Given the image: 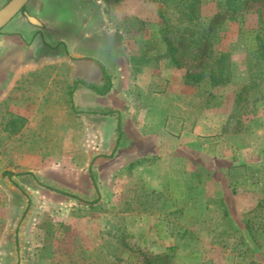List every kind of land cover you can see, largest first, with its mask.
<instances>
[{"label": "rangeland", "instance_id": "obj_1", "mask_svg": "<svg viewBox=\"0 0 264 264\" xmlns=\"http://www.w3.org/2000/svg\"><path fill=\"white\" fill-rule=\"evenodd\" d=\"M162 8L170 9L159 0H30L25 11L43 26L23 13L12 19L28 26L18 33L27 45L42 41L31 65L51 74L46 86L0 96V264H264V0L237 13L202 0L196 29L165 21ZM220 52L230 53L226 85L184 83ZM86 63L101 91V66L108 74L113 106L104 112L122 128L146 113L140 81L152 68L154 116L161 126L184 121L185 131L134 160L121 153L132 139L122 136L115 151L90 130L99 94L78 76ZM15 117L25 120L18 134L6 131Z\"/></svg>", "mask_w": 264, "mask_h": 264}, {"label": "crops", "instance_id": "obj_2", "mask_svg": "<svg viewBox=\"0 0 264 264\" xmlns=\"http://www.w3.org/2000/svg\"><path fill=\"white\" fill-rule=\"evenodd\" d=\"M28 24L33 25L29 21ZM27 27L26 23L22 20H11L2 29L3 32L5 31V35L0 38V96L6 89L9 91L13 89L14 91L26 90L29 85H32L33 81L39 83V85H47V75L51 74V72L48 73L46 68L31 65L39 50L42 49V41L40 42L36 39L33 45L29 46L23 40V37L18 34L21 31L20 29H23L25 32H29ZM60 35L63 37L64 34ZM62 37L60 38L63 39ZM83 65L84 68H81L78 71V76H84L82 78L87 85H95L96 83L93 82V79L91 78H93V75L96 74V68L94 66H90L88 63ZM73 73L75 74V72ZM62 74V70H55V75L58 76L55 83L56 86L63 83V79L61 80L60 78V75ZM143 74L145 77L140 81V84L142 85L141 88L143 90L141 102L145 103L142 105V110H145L146 113L141 115L139 122H135L133 116L128 117L123 128V137L132 139L133 141L130 142L127 147H124L121 153L129 155L131 160L143 157L149 153H154L162 143H168L170 139L175 140V136L180 135V133L183 130L185 131L186 128V123L184 121L173 118L166 121L162 126L159 124V118L154 116V112L158 113L156 107V101L158 100L157 96L153 94V90H155L160 78L156 73H154L152 68H147ZM38 75L40 76V79L31 77ZM41 76H43V78ZM75 79L76 78H74V80ZM76 80H78V78ZM165 86L166 88L168 87L167 91H173L176 87L172 83L165 84ZM85 88L90 90L86 87V85ZM44 96L45 93L41 98ZM112 97L113 96L110 94V91L104 96L98 95L93 98L92 105H90L91 107L89 110L96 113L95 115L93 114L94 117L90 122L92 125L90 130L93 132H104L105 135H107V139L110 141L109 144H112L113 141L116 142L117 124L119 118V115L118 118L115 119L110 116L111 113L108 112L105 114L104 112L107 107L113 106L111 102ZM179 99L186 101L185 96H181V98L175 97V100ZM89 100L91 99L89 98ZM99 113H103L104 115L99 117V115H97ZM19 115L24 117L22 114ZM36 120L37 119L30 118L27 123L35 122ZM109 146L111 147V145Z\"/></svg>", "mask_w": 264, "mask_h": 264}, {"label": "trees", "instance_id": "obj_3", "mask_svg": "<svg viewBox=\"0 0 264 264\" xmlns=\"http://www.w3.org/2000/svg\"><path fill=\"white\" fill-rule=\"evenodd\" d=\"M162 1L165 6L170 9L162 8L159 11V15L166 21L169 17H173L174 20L181 24H187L195 27L200 20V15L198 13V6L202 0H159ZM259 2L261 0H224L225 7L231 13H237L241 11L244 5L249 2ZM25 11V8L24 10ZM168 17V18H167ZM206 29L199 27L197 30H193L194 39L197 44L202 42L204 33ZM258 39L260 42L261 54L264 56V36L258 34ZM168 50L167 53L172 58L173 62L178 65L177 60L174 55L176 53V48L172 45L170 40L167 39ZM104 78L108 81V86L104 91L97 89L93 85H86L87 88L97 92L99 95H106L111 89V82L108 74L106 73L103 66H101ZM230 53L220 52L211 57L209 62H207L200 72L192 73L186 71L184 75V83L186 85L194 86L203 81H207L212 86L226 85L230 81ZM25 126V120L23 118L15 117L11 118L6 123V131L12 134H18ZM123 136L122 120L119 116L117 124V139L115 142V151L118 148L121 137ZM91 178H93L91 174ZM94 181V180H93Z\"/></svg>", "mask_w": 264, "mask_h": 264}, {"label": "water", "instance_id": "obj_4", "mask_svg": "<svg viewBox=\"0 0 264 264\" xmlns=\"http://www.w3.org/2000/svg\"><path fill=\"white\" fill-rule=\"evenodd\" d=\"M30 0H9L0 9V31L18 14L23 13L28 21L38 27L43 24L34 16H30L26 11H23Z\"/></svg>", "mask_w": 264, "mask_h": 264}]
</instances>
